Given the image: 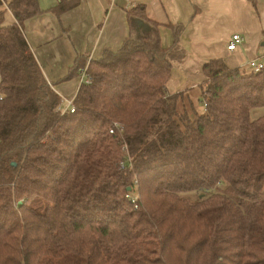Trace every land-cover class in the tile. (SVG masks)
I'll list each match as a JSON object with an SVG mask.
<instances>
[{
	"label": "trees",
	"instance_id": "16d2710c",
	"mask_svg": "<svg viewBox=\"0 0 264 264\" xmlns=\"http://www.w3.org/2000/svg\"><path fill=\"white\" fill-rule=\"evenodd\" d=\"M41 12L0 0V264H264V68L210 60L169 94L181 27L164 48L136 6L61 113L24 34Z\"/></svg>",
	"mask_w": 264,
	"mask_h": 264
},
{
	"label": "crops",
	"instance_id": "0c3cea01",
	"mask_svg": "<svg viewBox=\"0 0 264 264\" xmlns=\"http://www.w3.org/2000/svg\"><path fill=\"white\" fill-rule=\"evenodd\" d=\"M60 14L50 9L58 0H38L42 12L24 23L26 40L46 81L61 102L72 101L87 78L85 66L68 77L76 61L98 59L117 50L129 36L127 10L144 8L156 22L161 46L173 45L169 24L180 26L181 53L173 59L166 91L198 93L205 82L203 65L222 60L229 68L249 73L251 59L264 61V0H75ZM5 15H10L6 12ZM13 21V19H12ZM11 21V22H12ZM243 42L227 50L232 34Z\"/></svg>",
	"mask_w": 264,
	"mask_h": 264
},
{
	"label": "built area",
	"instance_id": "2783aa9c",
	"mask_svg": "<svg viewBox=\"0 0 264 264\" xmlns=\"http://www.w3.org/2000/svg\"><path fill=\"white\" fill-rule=\"evenodd\" d=\"M243 42V37L238 34H232L230 39L227 42V50L233 51L237 45L241 44ZM246 67L249 70L250 73H259L263 68H264V61H262L261 59L257 58V59H251L246 63ZM85 83H89L90 79L86 78V80L84 81ZM57 110L61 113H65V112H73L74 111V106L72 104V101H66V102H61L58 104L57 106ZM113 131L110 130V133H112ZM134 183L136 184V181H134ZM132 201L134 202L138 196L137 195H133L131 196Z\"/></svg>",
	"mask_w": 264,
	"mask_h": 264
},
{
	"label": "rangeland",
	"instance_id": "374dc122",
	"mask_svg": "<svg viewBox=\"0 0 264 264\" xmlns=\"http://www.w3.org/2000/svg\"><path fill=\"white\" fill-rule=\"evenodd\" d=\"M12 21V18L10 17V15H4V23H10ZM88 62L86 63L85 67H87ZM192 93V92H191ZM199 93V92H198ZM192 96H195L194 93H192ZM251 118H256L259 116L264 115V107H257L251 110L250 112ZM189 199L194 200L197 198V196L193 193H187Z\"/></svg>",
	"mask_w": 264,
	"mask_h": 264
},
{
	"label": "water",
	"instance_id": "95a60500",
	"mask_svg": "<svg viewBox=\"0 0 264 264\" xmlns=\"http://www.w3.org/2000/svg\"><path fill=\"white\" fill-rule=\"evenodd\" d=\"M129 190V189H128Z\"/></svg>",
	"mask_w": 264,
	"mask_h": 264
}]
</instances>
